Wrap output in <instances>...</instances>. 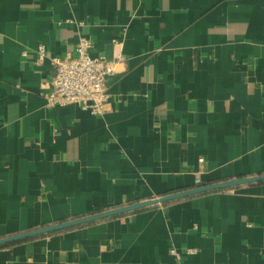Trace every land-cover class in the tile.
Segmentation results:
<instances>
[{
    "label": "crops",
    "instance_id": "obj_1",
    "mask_svg": "<svg viewBox=\"0 0 264 264\" xmlns=\"http://www.w3.org/2000/svg\"><path fill=\"white\" fill-rule=\"evenodd\" d=\"M82 37L122 58L101 115L46 107L50 58ZM262 175L264 0H0V239ZM178 259L264 264V182L0 246V264Z\"/></svg>",
    "mask_w": 264,
    "mask_h": 264
},
{
    "label": "built area",
    "instance_id": "obj_2",
    "mask_svg": "<svg viewBox=\"0 0 264 264\" xmlns=\"http://www.w3.org/2000/svg\"><path fill=\"white\" fill-rule=\"evenodd\" d=\"M92 47L91 40L82 37L77 40L72 52L50 58L54 74L45 94L46 107L75 104L93 115L104 112L109 99L106 80L115 72L116 60L122 58L107 59L104 54L92 52ZM21 53L23 57L27 56L26 50ZM45 53V45L38 44L33 59L36 66L42 65ZM198 161L203 162L202 159ZM170 251L178 258L174 248ZM176 264H181L179 259Z\"/></svg>",
    "mask_w": 264,
    "mask_h": 264
},
{
    "label": "water",
    "instance_id": "obj_3",
    "mask_svg": "<svg viewBox=\"0 0 264 264\" xmlns=\"http://www.w3.org/2000/svg\"><path fill=\"white\" fill-rule=\"evenodd\" d=\"M259 182H264V175L257 176V177H251V178H238V179L228 180V181H224V182H220V183H216V184H210V185H200V186H197V187L190 189V190H187V191H182V192L169 194V195L161 196V197L154 198V199L145 200L143 202L131 204V205L123 207V208L107 211V212L96 214V215H91V216L81 218V219H77V220L62 222V223H59L56 225L47 226V227H43V228H39L36 230L29 231V232H24L21 234H17L14 236L3 238V239H0V246L4 245V244L15 242V241H19L22 239H27L30 237H34V236L43 235V234L51 233L54 231L62 230V229L72 227V226H76L79 224L100 220V219H103L105 217L118 215V214H122V213L129 212V211H133V210L140 209V208H143L146 206L161 204V203H164V202H167L170 200H174V199L184 198V197H188V196H192V195H196V194H200V193H205V192H209V191L219 190V189H223V188H230V187H236L239 185L259 183Z\"/></svg>",
    "mask_w": 264,
    "mask_h": 264
}]
</instances>
